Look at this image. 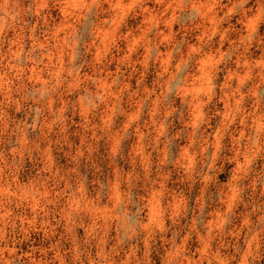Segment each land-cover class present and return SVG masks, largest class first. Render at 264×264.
Segmentation results:
<instances>
[{
  "label": "rangeland",
  "instance_id": "374dc122",
  "mask_svg": "<svg viewBox=\"0 0 264 264\" xmlns=\"http://www.w3.org/2000/svg\"><path fill=\"white\" fill-rule=\"evenodd\" d=\"M0 264H264V0H0Z\"/></svg>",
  "mask_w": 264,
  "mask_h": 264
}]
</instances>
